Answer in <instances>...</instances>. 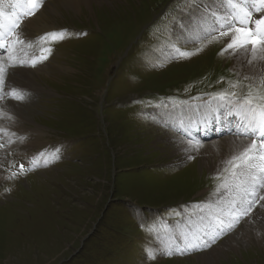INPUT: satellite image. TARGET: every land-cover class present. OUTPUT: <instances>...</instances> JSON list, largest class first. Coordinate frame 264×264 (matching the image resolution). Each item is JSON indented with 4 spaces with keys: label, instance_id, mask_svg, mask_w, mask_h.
Returning a JSON list of instances; mask_svg holds the SVG:
<instances>
[{
    "label": "rangeland",
    "instance_id": "374dc122",
    "mask_svg": "<svg viewBox=\"0 0 264 264\" xmlns=\"http://www.w3.org/2000/svg\"><path fill=\"white\" fill-rule=\"evenodd\" d=\"M200 2L108 0L88 9L80 6L77 12L47 14L59 26L49 32L59 30L65 38L57 46L44 44L52 54L40 67L16 65L6 75L37 73L35 85L47 94L33 100L27 94L23 101L5 98L0 108L3 102L29 106V122L39 126L45 142L31 152L47 150L51 157L37 163L30 154L19 157L9 151L1 165L6 178L0 182V264H264L263 235L260 243L201 258L229 236V218L221 225L218 209L199 217L190 207L218 193L225 166L212 175L201 171L195 154L181 149L180 139H186L177 132L178 120L191 123L211 111L215 113L209 116L219 118L216 109L237 98L208 96L258 95L264 88L260 78L240 74L232 55L222 52L224 42L213 36L194 39L181 28L186 13L193 7L201 10ZM212 22L201 21L204 31ZM35 36L25 41L26 48ZM36 39L48 38L40 34ZM70 42L74 44L64 50ZM5 84V92L18 88ZM50 145H60L62 151ZM21 164L29 172L21 174ZM41 171L45 173L39 176ZM256 200L253 210L264 214V200ZM222 203L225 208L227 200ZM201 228L206 242L217 228L226 234L207 247L167 242H195L192 236Z\"/></svg>",
    "mask_w": 264,
    "mask_h": 264
},
{
    "label": "bare ground",
    "instance_id": "6f19581e",
    "mask_svg": "<svg viewBox=\"0 0 264 264\" xmlns=\"http://www.w3.org/2000/svg\"><path fill=\"white\" fill-rule=\"evenodd\" d=\"M48 1L50 0L44 1L41 4L40 9L38 10L39 13H37L35 17L30 16L25 18L23 22L21 21V26L17 29V32L19 33L21 39L29 38V36L32 34L37 36H39L40 34H51V32H49L50 30L58 29L59 26L54 24L52 20L49 21L46 19L47 14L49 15L52 14L55 17L59 15V12L61 10L67 9L66 12L69 11L77 12L80 6H83L84 8L88 9L93 3L99 5L100 3L108 2V0H56L54 2H48ZM200 1H201L200 3H197V7L201 8V10H197L196 7H193V9L189 13H186L184 15L185 17H183L180 21L181 28L184 29V32L188 33V35H191L194 39H196V37L198 36L203 35L204 28H202L201 21L204 20L207 22L208 16H210L209 15L210 13L207 12L206 9L211 8L213 11H216L217 8L215 7V4L218 3L220 0H200ZM54 4H57V8L59 5V8L61 9L54 8ZM0 10H2L3 12V17H0V22H3L5 25H7V20L4 19V17H8L9 15H13L17 13V7H15V5L8 6L3 2V0H0ZM203 12L207 14L205 15ZM217 14L219 15V13ZM52 33H58L57 35L59 37L62 36V39H64L66 36V35L64 36L58 30H54ZM93 39L95 38L94 37L88 38V40H93ZM73 42L67 43L63 47L64 50L67 49V46L68 47L70 45L72 46L74 44ZM17 47H21V43H19ZM22 52L23 50H21V53ZM228 52L231 53V50H229ZM18 59L16 60V62L18 61ZM0 60L4 61V66L8 65L3 55H0ZM232 60L234 67H237L240 71V74L244 75L245 77L258 79L264 75V61H257L255 66L253 67V66H249L246 63V61H244L243 54H241V56L236 59H234L232 55ZM52 63L54 64V60ZM49 65H46L41 69H45V67ZM9 73H10L9 77H6L5 79L6 83L9 81L13 84L15 83V85H17L18 88L24 89L26 95L29 94L27 99L33 100L39 96V93L43 94L42 91L39 89V87L37 88L35 85V82L39 77L36 75L37 73L34 74L30 71H25V70H16ZM44 94L47 93L44 92ZM215 95H221V94H213L210 95L209 97L213 98ZM209 102L211 103V106H214L213 102L211 101ZM26 103L29 102L26 101L25 104ZM33 103H36V101H32L31 104ZM223 106H234V104L233 103L230 104L229 102H223L220 105V107ZM2 107H3L2 109L0 108V128L5 129L6 132H0V142H2L4 144L3 147H7V149L6 150L0 149V182H2V180L6 178V174L2 169L1 165H3V162H5L8 159L9 151L12 152L11 154L17 155L19 157H22L25 154H30L31 156L30 159L32 161H36L37 163L38 161L48 160L51 157V155L48 153L47 150L44 152L41 151L42 153L39 152L40 154L38 155L31 152L42 148L41 146L44 145L45 142L43 141V136H42L43 133L38 128L39 126L37 125L33 126L29 122L30 117L29 118L27 117L29 106L25 109L22 108V104L20 103L10 104L9 102H3ZM214 113H215L214 111H211L209 115ZM228 115L231 116V113H228ZM201 116L202 115H200V117ZM178 123H179V128H181L182 131H188L192 133L191 130L185 125V124H190L188 118H184L183 120H180ZM227 131H230V129H228ZM12 133H15V135L13 136ZM232 135L233 134H230L229 136L223 137L220 140L217 141L212 140L208 143L199 142L198 145L196 144V142L190 143V141L188 142L187 140L180 139V143H181L180 146L186 155L195 154L194 157L199 159L197 161L198 168L201 171L206 172V174L210 175L213 171L223 168L225 166L224 161L229 160L232 157V155L238 154L240 151L243 150V148L251 144V142L246 138H242L240 136H235V135L232 136ZM49 147L55 148L57 152L62 151L60 145H55V146L50 145ZM44 166L45 164L43 165V167ZM38 173L40 176L42 175V173L45 172L41 171V173L40 172ZM262 192L264 194V190ZM225 199L227 200L228 203V201L232 199V194L225 190H221L220 192L208 198L206 201L204 202L202 201L199 204L197 203L194 204L192 207H190V209L192 210L193 208L196 211H199V217L204 216L206 214H211V212L216 211V209H218V215H219L220 209L224 208V204L222 202ZM261 208L264 209V204L262 205ZM213 218H214L213 223H215V216H213ZM217 220L219 222V219ZM218 230H220V228L215 229L211 233V238L216 237L218 235L217 234ZM205 232L206 231L204 230V228H201L198 233L194 234L192 236L193 238L197 239L196 237H199V239L196 240L195 242H191L188 238L186 239L183 238L179 242H176V240L172 238L170 242L169 241L167 242L172 246L181 245L183 247H189V248H193L192 247L193 245L194 247L199 245H205V243L207 242L205 241V239L201 238V237H206ZM229 233H230L229 236L224 238V240H222L217 247H213L212 249L207 251V253L206 252L201 253V258L204 259L208 257L214 258L216 255L221 254L226 248H232L237 250L239 244L252 242L254 240L260 243L262 241L261 236L262 235L264 236V214H261L259 210H253L251 215L246 217L245 220L242 221V223L239 225V227H235ZM257 233H260V235H257ZM165 249L167 248L165 247Z\"/></svg>",
    "mask_w": 264,
    "mask_h": 264
},
{
    "label": "snow or ice",
    "instance_id": "6c2138e0",
    "mask_svg": "<svg viewBox=\"0 0 264 264\" xmlns=\"http://www.w3.org/2000/svg\"><path fill=\"white\" fill-rule=\"evenodd\" d=\"M190 2L196 3L197 0H190ZM42 3L43 0H22L21 3L15 5L21 9L20 14L4 17L7 20V25L0 22V49H7L11 53L14 51L15 44L23 43L17 29L23 18L33 16ZM206 11L210 13L208 18L213 22L198 39L213 36L215 40L226 44L222 52L231 50L230 54L234 59L243 54L244 61L249 66L254 67L257 61H264V0H222L219 9L213 11L211 8H207ZM0 17H3L2 10H0ZM48 35L55 36L56 34ZM180 55L187 54L180 53ZM40 59H47V57L43 56ZM9 60L13 63L7 66H4V61L0 60V93H3L0 95V100L11 98L23 101L26 98L24 89L11 87L5 92L7 69L15 66V57L9 55ZM35 63L36 61H33V67H35ZM259 87L264 88V76L260 77ZM232 95L236 94L232 93ZM219 98L224 100L226 95L221 94ZM229 103L233 102L229 101ZM232 110L230 109V112ZM234 110L243 114L242 122L237 125L235 135L251 136L253 140L238 154H234L229 160L224 161L223 171L226 175L220 177L221 183L218 185L217 191L225 190L231 193L233 198L228 201L225 208L220 209L216 219H219L220 224L223 225L224 217L229 218L227 231L233 230L244 217H248L252 213L253 208L259 202L256 200L257 196H259V200H264V194L260 192L264 189V94L253 95L249 91L248 94L237 97ZM0 132H6V130L0 128ZM12 135L14 136L15 133ZM257 137L260 138L259 144ZM196 144L198 145L199 142ZM3 146L0 144V148ZM26 170L25 165L21 164L20 173L23 174ZM15 175L16 173L13 172L12 176ZM223 234L226 233L221 229L218 235ZM196 238L199 239V237ZM216 238L212 237L210 242L205 243V247L215 243ZM168 254L173 253L169 251ZM180 254L183 252L181 251ZM149 258H154L153 253L149 252Z\"/></svg>",
    "mask_w": 264,
    "mask_h": 264
}]
</instances>
